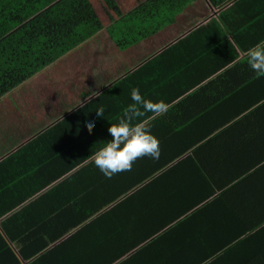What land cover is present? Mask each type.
<instances>
[{"label": "crops", "instance_id": "crops-1", "mask_svg": "<svg viewBox=\"0 0 264 264\" xmlns=\"http://www.w3.org/2000/svg\"><path fill=\"white\" fill-rule=\"evenodd\" d=\"M88 5L101 25L0 98V264H264V130L236 124L256 0ZM133 88L169 105L133 121L161 154L109 179L93 156Z\"/></svg>", "mask_w": 264, "mask_h": 264}, {"label": "trees", "instance_id": "trees-1", "mask_svg": "<svg viewBox=\"0 0 264 264\" xmlns=\"http://www.w3.org/2000/svg\"><path fill=\"white\" fill-rule=\"evenodd\" d=\"M88 1L0 0V98L78 45L80 39L90 35L92 28L101 25L97 12L89 7ZM213 2L218 5L224 0ZM151 4L147 5L146 12L155 14L156 7ZM64 10L67 14L62 16L60 13ZM251 14L259 17L255 21V30L260 39L251 38L250 42L259 44L264 42V0H256V10ZM67 23L68 29L60 31V26ZM250 70L249 75L255 74L264 81V75ZM247 91L246 100H242V108L247 114L236 124H244L245 131L248 130L246 125L257 127L259 132L264 130V82L262 86H248ZM257 143L256 156L260 147ZM246 166L252 169L256 163ZM0 250L7 248L4 245Z\"/></svg>", "mask_w": 264, "mask_h": 264}, {"label": "clouds", "instance_id": "clouds-1", "mask_svg": "<svg viewBox=\"0 0 264 264\" xmlns=\"http://www.w3.org/2000/svg\"><path fill=\"white\" fill-rule=\"evenodd\" d=\"M247 56L251 69L264 75V42L250 48ZM131 99L134 103L125 109L119 122L112 123L108 129L112 139L93 156L96 167L109 179L118 173L131 171L137 159L147 156L158 160L161 154L160 142L152 134L150 127L144 122L133 123V121L147 112L156 116L166 114L169 105L163 100L153 102L144 99L138 88L132 89ZM96 115L103 117L104 108L98 109ZM87 128L91 134L94 122L89 121Z\"/></svg>", "mask_w": 264, "mask_h": 264}]
</instances>
